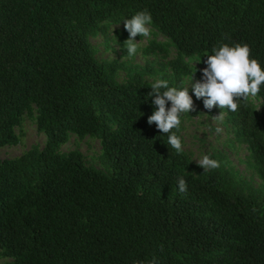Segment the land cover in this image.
<instances>
[{"label":"trees","instance_id":"1","mask_svg":"<svg viewBox=\"0 0 264 264\" xmlns=\"http://www.w3.org/2000/svg\"><path fill=\"white\" fill-rule=\"evenodd\" d=\"M144 10L179 50L174 87L191 72L184 56L208 67L225 43L248 44L264 68V0H0V145L18 141L33 104L47 137L0 160V250L14 258L1 264H264V194L172 149L148 123L156 106L145 72L116 82L124 63L95 55L90 35ZM115 35L126 48L130 33ZM203 69H194L200 80ZM256 96L262 112L251 97L224 110L264 180V84ZM172 131L181 138V125ZM70 133L99 136L113 174L80 150L62 152Z\"/></svg>","mask_w":264,"mask_h":264},{"label":"rangeland","instance_id":"2","mask_svg":"<svg viewBox=\"0 0 264 264\" xmlns=\"http://www.w3.org/2000/svg\"><path fill=\"white\" fill-rule=\"evenodd\" d=\"M126 21L114 22L110 25L106 34L98 32L90 35V41L94 45L95 55L99 61L117 60L124 63V68H119L112 73V79L116 82L128 81L135 71L145 72V80L153 83L156 79H166L169 86L174 87L175 79L170 62L179 58V50L172 40L163 34L152 22L148 37H136L138 49L135 55L129 56L127 48L122 47L121 39L115 35L116 30H125ZM157 44L155 50L145 51L152 44ZM191 68V72L182 77V87L189 86V94L192 95L194 109L190 113L182 114L181 117V141L183 151L186 152L193 162L201 160L205 155H213L220 162L222 171H228L232 175V181L241 185L246 192L251 189L264 194V180L261 178L257 165L248 143L237 138L233 125L227 119V113L218 105L212 109L204 106L205 98H196L193 87L190 86V78L195 68H206V64L198 55L184 56ZM148 69V70H147ZM151 69V70H149ZM202 81L194 74L192 84ZM259 112H262V99L251 97ZM223 113L221 119L219 115ZM38 108L32 105L31 111H25L22 120L15 127L18 141L0 145V160L17 158L33 148L42 149L47 142L46 134L38 128ZM262 131L264 134V113L260 115ZM115 127V126H114ZM222 131L217 132V128ZM80 150L84 155L85 163L89 167L103 170L109 175L113 169L107 163L104 155L102 139L99 136L86 134L80 136L70 133L68 141L62 144L60 150L68 152ZM210 170V169H209ZM14 261L13 257L7 256L0 250V264Z\"/></svg>","mask_w":264,"mask_h":264},{"label":"clouds","instance_id":"3","mask_svg":"<svg viewBox=\"0 0 264 264\" xmlns=\"http://www.w3.org/2000/svg\"><path fill=\"white\" fill-rule=\"evenodd\" d=\"M152 22L151 13L147 10L137 12L131 19H127L124 27L130 33L129 39L125 42L127 54L133 56L138 49L137 35L148 37ZM214 54L207 59L208 67L203 69V80L192 84L194 73L190 78V86L194 89L196 98H205L204 106L212 109L219 106L222 109L228 108L235 112L239 107V100L247 101L249 97H255L260 92L261 84H264V68L260 62L252 58L251 47L248 44H235L222 46L213 49ZM153 100L156 110L148 117V123L156 124L162 133H167V144L177 153L183 151L181 138L173 132L181 125V115L190 113L194 109L192 95L189 94V86L182 88L170 87L166 79H156L152 85ZM171 101L169 108L168 102ZM223 118V113L219 115ZM222 131L221 128L216 129ZM204 168V171L220 167V162L211 159L208 155L197 161ZM180 193L188 191V184L183 176L177 180ZM139 264H158L156 257L150 261H140Z\"/></svg>","mask_w":264,"mask_h":264}]
</instances>
